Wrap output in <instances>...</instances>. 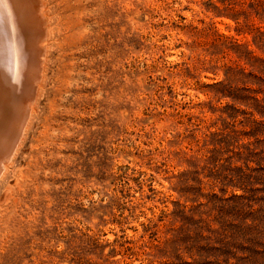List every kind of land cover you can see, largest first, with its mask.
<instances>
[{"label": "rangeland", "instance_id": "374dc122", "mask_svg": "<svg viewBox=\"0 0 264 264\" xmlns=\"http://www.w3.org/2000/svg\"><path fill=\"white\" fill-rule=\"evenodd\" d=\"M45 1L0 264H264V0Z\"/></svg>", "mask_w": 264, "mask_h": 264}, {"label": "bare ground", "instance_id": "6f19581e", "mask_svg": "<svg viewBox=\"0 0 264 264\" xmlns=\"http://www.w3.org/2000/svg\"><path fill=\"white\" fill-rule=\"evenodd\" d=\"M52 34L45 0H0V180L33 113Z\"/></svg>", "mask_w": 264, "mask_h": 264}]
</instances>
